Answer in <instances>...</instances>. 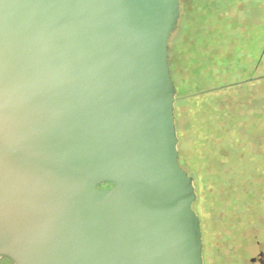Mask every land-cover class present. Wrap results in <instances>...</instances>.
<instances>
[{
  "label": "water",
  "instance_id": "water-1",
  "mask_svg": "<svg viewBox=\"0 0 264 264\" xmlns=\"http://www.w3.org/2000/svg\"><path fill=\"white\" fill-rule=\"evenodd\" d=\"M178 17L179 0H0V258L203 264L168 64Z\"/></svg>",
  "mask_w": 264,
  "mask_h": 264
},
{
  "label": "rangeland",
  "instance_id": "rangeland-1",
  "mask_svg": "<svg viewBox=\"0 0 264 264\" xmlns=\"http://www.w3.org/2000/svg\"><path fill=\"white\" fill-rule=\"evenodd\" d=\"M263 21L264 0H179L177 26L169 39L170 70L176 89L173 111L179 164L188 170L194 179L196 199L192 208L200 219L203 264H246L245 258L249 254L252 253V256L256 257L260 247L264 250V237L258 235L264 230V223L260 224V218L255 222L256 237L253 249L245 245L239 249L233 246L237 240L245 242L248 239L246 235H241L236 240L232 234H218L220 227H216V217L212 211L217 206H223V203H220L221 199L213 183L217 181L224 184L230 181V168L236 164L228 151L231 138L224 137L221 141L215 135L217 122L214 120L206 122L211 126V132H205L202 127L204 119L198 116L204 100L201 91L219 83L229 84L233 80L237 62L245 59V51L253 50V47L249 46L251 34H254L256 39H261L258 36L263 32ZM206 73L210 75L211 82L204 77ZM221 92H212V95L220 94L223 99H230L229 89ZM189 93L196 94L187 100ZM189 112L193 115L190 116ZM259 115L261 114H255L253 118ZM250 123L253 124L252 138L259 141L256 135L264 136V130L254 120ZM190 131L192 133L189 135ZM218 149L223 150L224 156L219 158V162L227 160V171L219 170L214 161L211 165L203 160L206 154L210 156L211 161L213 158L215 160ZM241 163L238 169L246 167ZM227 196L229 200L225 205L240 203L235 193L229 192ZM239 217L245 219L246 216ZM0 264L14 263L7 257H2Z\"/></svg>",
  "mask_w": 264,
  "mask_h": 264
},
{
  "label": "flooded vegetation",
  "instance_id": "flooded-vegetation-1",
  "mask_svg": "<svg viewBox=\"0 0 264 264\" xmlns=\"http://www.w3.org/2000/svg\"><path fill=\"white\" fill-rule=\"evenodd\" d=\"M262 30V34H258L261 39H256V36L251 34L253 39L251 40L250 36L249 46L253 47V50L245 51V59L243 58V60L237 62L234 68L233 80L229 84L222 85V83H219L215 87L211 86L201 91L204 100L202 101L203 108H201V113L199 112L198 115L204 119L202 127L205 128V132H211V126L206 122L214 120L215 123L217 122L215 135L221 141L224 137L231 138L228 151L234 158L236 165L230 168V181L224 184L217 181L213 183L216 185V193L223 206H217L212 212L216 217V227H220L218 234L219 232L232 234L233 239L236 240L241 235L248 237L245 242L237 240L233 244L235 249L245 246L252 248L256 237V219L260 218L262 221L260 224L264 223V136L263 134L256 135L259 141L253 140L254 135H251L253 124L250 123L251 120H254L264 130V21ZM254 47L257 48L254 49ZM204 77L211 82L210 75L206 73ZM224 89L230 90V99H223L220 94L212 95V92H221ZM194 94L196 93H189L187 100H190ZM190 112L189 115H193ZM255 114L261 115L254 119ZM190 133L192 131L189 132V135ZM216 152L218 155L215 160L213 158L211 161L210 156L207 154L204 155L203 160L207 164L214 161L213 163L217 164L219 170L227 171V160L219 162V158L224 156L223 150L219 151L218 149ZM239 163L244 164L246 167L238 169ZM204 166L205 168L208 167ZM182 169L192 178L193 184L194 179L190 175L191 173L183 167ZM234 179L236 181H233ZM110 186L111 184H102L100 187L107 188ZM229 192L235 193V196L239 197L240 203L225 205L224 203L229 200L227 199ZM242 215L246 216L245 219L239 217ZM215 217L213 218L215 219ZM258 235L264 237V230L260 231ZM257 244H260L259 240ZM245 259L246 264H264L263 248L260 247L256 257L252 256L251 253Z\"/></svg>",
  "mask_w": 264,
  "mask_h": 264
},
{
  "label": "trees",
  "instance_id": "trees-1",
  "mask_svg": "<svg viewBox=\"0 0 264 264\" xmlns=\"http://www.w3.org/2000/svg\"><path fill=\"white\" fill-rule=\"evenodd\" d=\"M234 1V0H233ZM168 64H169V68L171 67V65H170V62H169V49H168ZM171 69V68H170ZM170 75H171V70H170ZM171 78H172V76H171ZM172 80H173V78H172ZM173 83H174V80H173ZM174 85H175V83H174Z\"/></svg>",
  "mask_w": 264,
  "mask_h": 264
}]
</instances>
